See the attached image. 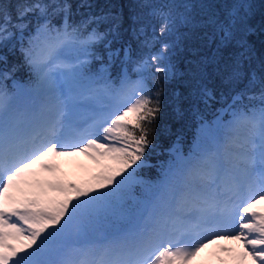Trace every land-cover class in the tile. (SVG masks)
<instances>
[{
    "label": "snow or ice",
    "instance_id": "6c2138e0",
    "mask_svg": "<svg viewBox=\"0 0 264 264\" xmlns=\"http://www.w3.org/2000/svg\"><path fill=\"white\" fill-rule=\"evenodd\" d=\"M94 7L0 0V63L18 44L44 96L18 113L0 86V264H193L218 240L237 242L242 262L264 264V3L257 13L254 0H186L179 38L171 12L154 9L159 35L143 39L150 50L136 58L122 42L120 14L98 16ZM102 22L106 32L92 27ZM133 31L141 41L142 26ZM89 59L106 61L104 71L88 76ZM116 62L113 87L106 72ZM7 78L0 71V81ZM83 80L93 87L76 94ZM165 85L173 86L176 119L217 105L230 119L218 115L213 147L177 155L131 210L138 170L150 167L145 155L156 147ZM101 92L111 108L78 111ZM77 155L97 168L84 184L61 179L55 163ZM109 218L123 222L98 235Z\"/></svg>",
    "mask_w": 264,
    "mask_h": 264
},
{
    "label": "trees",
    "instance_id": "16d2710c",
    "mask_svg": "<svg viewBox=\"0 0 264 264\" xmlns=\"http://www.w3.org/2000/svg\"><path fill=\"white\" fill-rule=\"evenodd\" d=\"M93 2L95 7L91 11L98 16L103 14H120L122 20V42L131 45L134 58L147 55L150 50L143 46V39H151L154 31L156 35H159L161 18L152 14L154 9L171 12L172 17L176 21V38H179V34L185 31L184 26L180 23L179 17L183 11L182 6L186 0H93ZM254 2L257 5V13H259L261 4L264 3V0H254ZM73 7L75 10V3ZM81 14L86 13H84V10L78 12L75 16L77 21L80 20ZM53 23L59 24V20H54ZM141 26L144 35L141 37V41H137L133 29ZM92 27H96L100 32H106L109 24L107 22H102L94 24ZM170 38L171 37L168 36L160 37L161 40H168ZM26 40L27 38L25 37V43ZM116 46L118 45H114V47ZM156 47H159V44H157ZM104 51L103 44L96 45V52L98 55H103ZM7 57V65L0 63V71H6L8 78L0 81V86L4 87L12 96L17 92L26 91L33 87L35 81L34 73L25 63L18 44L14 51L7 52ZM105 62L106 61L99 59H89V62L85 66L87 75L91 77L95 76L97 73L103 72ZM125 67L127 71H130V64ZM120 71L121 64L119 62L107 67L106 76L113 87L119 85ZM87 86L89 88L93 87L88 80H83L76 86L75 90L80 92ZM165 87L168 95L165 97V109L158 129L156 147L145 155V159L148 160L150 167L138 170L137 180L139 183L133 185L126 203V207L131 210L136 209L138 204H142V202L146 200L149 186L159 183L163 169L167 168L169 164L175 160L177 155L187 157L191 155L197 145L205 150L211 149L213 147L211 138L216 137L218 139L221 136V133L217 130L215 124H213V120L220 113L216 111V108L219 107L218 105L213 108L201 109L199 115L186 112L183 119H176L169 106L173 86L165 85ZM36 93L38 106L42 103L44 96L38 91ZM92 98H89L91 101L90 103H85L84 105L80 104L78 111L87 109L91 106L93 101ZM13 108L18 113H25L28 111L19 110L15 107ZM92 109L99 110L101 108L92 106ZM122 222L123 221H115L114 218L102 221L100 225L101 231L98 235L115 230Z\"/></svg>",
    "mask_w": 264,
    "mask_h": 264
},
{
    "label": "rangeland",
    "instance_id": "374dc122",
    "mask_svg": "<svg viewBox=\"0 0 264 264\" xmlns=\"http://www.w3.org/2000/svg\"><path fill=\"white\" fill-rule=\"evenodd\" d=\"M127 72L132 76V79L136 78L135 74L131 72V69ZM88 89L89 87L87 86L80 92H77L75 90V93H86ZM28 91L29 93L27 94L29 95L35 94L37 92V90H35L33 87H31ZM92 99V105L87 109L80 110V112L87 113L92 109V106H98L101 108L99 110H104L111 108L114 104L111 96L103 92L93 96ZM90 102V99H85L82 100L80 104L84 105L85 103ZM23 104L28 105L26 108H29V106L32 108L31 100H26V102H23ZM219 116L222 120L230 119V117L224 112H220ZM216 122L217 117L213 120V124L216 125ZM55 163L60 167V172L58 173V175L61 179L65 181H74L78 184H84L85 182L89 181L92 174L97 171L96 165H94L93 162L84 155L57 158ZM222 247H227L233 249L234 251L232 253L223 252L221 251ZM239 251L240 245L237 242L218 240L214 244L209 245L208 248L204 249L200 253V255L193 261V264H251V261L249 259H246L243 262L240 260L238 255Z\"/></svg>",
    "mask_w": 264,
    "mask_h": 264
}]
</instances>
